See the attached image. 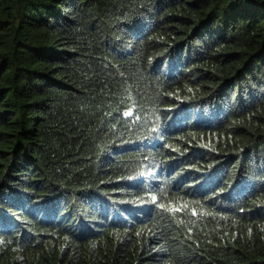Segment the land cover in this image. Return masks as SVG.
Instances as JSON below:
<instances>
[{
    "label": "trees",
    "instance_id": "obj_1",
    "mask_svg": "<svg viewBox=\"0 0 264 264\" xmlns=\"http://www.w3.org/2000/svg\"><path fill=\"white\" fill-rule=\"evenodd\" d=\"M0 264H264V0H0Z\"/></svg>",
    "mask_w": 264,
    "mask_h": 264
}]
</instances>
